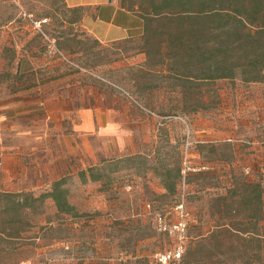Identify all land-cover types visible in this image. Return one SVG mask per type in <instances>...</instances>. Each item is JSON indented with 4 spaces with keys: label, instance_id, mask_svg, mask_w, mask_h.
Instances as JSON below:
<instances>
[{
    "label": "rangeland",
    "instance_id": "obj_1",
    "mask_svg": "<svg viewBox=\"0 0 264 264\" xmlns=\"http://www.w3.org/2000/svg\"><path fill=\"white\" fill-rule=\"evenodd\" d=\"M81 12L65 0H0V94L68 72L54 86L88 109L63 121L64 148L23 158L24 195L0 197V264H264V217L247 218L258 211L244 183L264 187V81L177 79L157 39L98 44ZM20 57L35 69L17 72ZM63 177L79 216L49 197L14 204Z\"/></svg>",
    "mask_w": 264,
    "mask_h": 264
},
{
    "label": "trees",
    "instance_id": "obj_2",
    "mask_svg": "<svg viewBox=\"0 0 264 264\" xmlns=\"http://www.w3.org/2000/svg\"><path fill=\"white\" fill-rule=\"evenodd\" d=\"M122 3L143 17V39L147 44L157 39L162 61H173L175 78L202 81L240 76L246 82L264 81V0H122ZM87 171L92 180L98 179L93 167ZM87 171H80L84 181ZM65 183L66 178H60L50 192L35 198L27 194L14 204L24 207L32 200L49 197L59 214L79 216L68 199ZM244 183L246 189L255 192L254 205L258 211L247 218L258 221L264 217V187L261 182ZM2 193L0 197L24 195ZM244 196L251 197L249 193ZM219 227L228 230L233 226L224 222ZM258 237L264 239V235Z\"/></svg>",
    "mask_w": 264,
    "mask_h": 264
},
{
    "label": "crops",
    "instance_id": "obj_3",
    "mask_svg": "<svg viewBox=\"0 0 264 264\" xmlns=\"http://www.w3.org/2000/svg\"><path fill=\"white\" fill-rule=\"evenodd\" d=\"M71 9H81L79 22L100 44H112L139 38L144 34L145 21L136 11L123 5L122 0H65ZM20 57L17 72L34 70L33 62ZM27 63V64H26ZM27 65V67H25ZM25 67V68H24ZM29 67V68H28ZM68 72L47 76L25 87V90L5 98L0 94V190L2 192L28 190V167L23 158L33 150L47 151L64 148L63 121L77 113L84 117L88 109L71 108L68 90L55 87ZM38 83V85L36 84ZM33 85V86H32ZM47 87V88H46ZM24 89V88H22ZM59 120L57 144L54 145V122ZM58 128V125L56 126ZM77 130H84V125ZM62 136V137H61Z\"/></svg>",
    "mask_w": 264,
    "mask_h": 264
},
{
    "label": "built area",
    "instance_id": "obj_4",
    "mask_svg": "<svg viewBox=\"0 0 264 264\" xmlns=\"http://www.w3.org/2000/svg\"><path fill=\"white\" fill-rule=\"evenodd\" d=\"M161 225H162V222H161ZM164 228H166L165 225H164ZM175 228L184 231V229H185V224L182 223V222H179V224H177V225L175 226ZM181 254H182V251L179 250L178 252H176V253L173 254V255H174V257H176L175 259H180ZM162 257H163V258H161L162 260L167 261V260L171 257V254H168V255H162Z\"/></svg>",
    "mask_w": 264,
    "mask_h": 264
}]
</instances>
